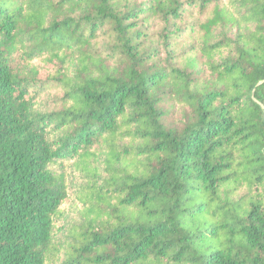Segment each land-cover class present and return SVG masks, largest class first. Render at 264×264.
<instances>
[{
    "label": "trees",
    "instance_id": "obj_1",
    "mask_svg": "<svg viewBox=\"0 0 264 264\" xmlns=\"http://www.w3.org/2000/svg\"><path fill=\"white\" fill-rule=\"evenodd\" d=\"M0 264H264V0H0Z\"/></svg>",
    "mask_w": 264,
    "mask_h": 264
}]
</instances>
